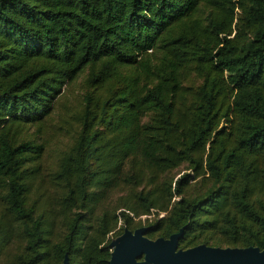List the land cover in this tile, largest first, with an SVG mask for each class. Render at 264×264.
<instances>
[{
	"label": "trees",
	"instance_id": "trees-1",
	"mask_svg": "<svg viewBox=\"0 0 264 264\" xmlns=\"http://www.w3.org/2000/svg\"><path fill=\"white\" fill-rule=\"evenodd\" d=\"M83 70L47 178L36 137ZM141 225L264 248V0H0V260L108 264Z\"/></svg>",
	"mask_w": 264,
	"mask_h": 264
},
{
	"label": "water",
	"instance_id": "water-1",
	"mask_svg": "<svg viewBox=\"0 0 264 264\" xmlns=\"http://www.w3.org/2000/svg\"><path fill=\"white\" fill-rule=\"evenodd\" d=\"M147 225L133 229L123 227L112 236L108 264H264V248L256 245L219 246L200 242L187 247H178V238L183 226L168 236H146ZM60 264H67L63 254Z\"/></svg>",
	"mask_w": 264,
	"mask_h": 264
},
{
	"label": "rangeland",
	"instance_id": "rangeland-1",
	"mask_svg": "<svg viewBox=\"0 0 264 264\" xmlns=\"http://www.w3.org/2000/svg\"><path fill=\"white\" fill-rule=\"evenodd\" d=\"M84 75L85 70L78 74L75 79L63 85L62 94L57 99L52 112L44 120L41 131L37 134L36 138L45 143L41 162L43 172L47 178L50 175V171L54 168L57 156L71 139L75 127L74 114L79 107L82 92L84 91V87L82 86ZM183 166L184 164L172 169L171 173L176 174L183 169ZM52 190L53 186L50 191ZM152 216L153 213L140 215L141 223L144 224L145 218H151ZM13 249L11 247V250ZM4 260L6 259L3 257L0 260V264H3Z\"/></svg>",
	"mask_w": 264,
	"mask_h": 264
}]
</instances>
